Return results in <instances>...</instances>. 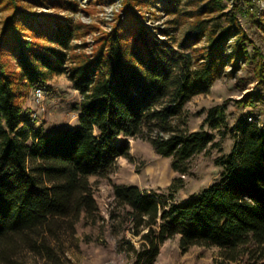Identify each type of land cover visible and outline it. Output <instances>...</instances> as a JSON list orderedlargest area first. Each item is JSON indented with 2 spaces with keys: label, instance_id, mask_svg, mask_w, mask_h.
Masks as SVG:
<instances>
[{
  "label": "trees",
  "instance_id": "16d2710c",
  "mask_svg": "<svg viewBox=\"0 0 264 264\" xmlns=\"http://www.w3.org/2000/svg\"><path fill=\"white\" fill-rule=\"evenodd\" d=\"M159 1L167 13H176L172 0ZM244 2L246 14L254 18L252 1ZM49 4L76 10L68 1ZM135 4L125 1L124 20L99 39L91 58H68L80 25L71 18L27 10L20 0H0L1 9L10 11L0 30V264H9L19 245L50 255L47 237L54 223L98 212L89 178L106 176L117 158L127 157V139L138 137L144 125L154 122L158 134H170L153 138L151 145L158 155L170 157L172 170L182 175L190 159L212 144L210 132L179 133L170 121L192 97L207 93L224 76L229 60L237 69L239 62L251 59V40L235 16L218 37L197 19L176 48L143 25ZM222 10L216 1L192 16ZM236 34L233 51L225 57L227 39ZM207 36L204 61L194 66L186 50ZM258 60L254 76L264 85V59ZM61 73L82 97L78 125L47 133L31 122L20 101L29 88L41 89L50 75ZM257 101L250 93L239 104ZM206 118L210 130L225 125L224 105L211 108ZM234 132V149L221 161L219 178L186 203L159 204L137 186L113 187L116 204L130 210L136 227L149 229L142 239L149 247L142 255L148 263L156 258L159 245L175 236L184 251L217 247L235 261L246 248L264 260V124L243 117Z\"/></svg>",
  "mask_w": 264,
  "mask_h": 264
},
{
  "label": "rangeland",
  "instance_id": "374dc122",
  "mask_svg": "<svg viewBox=\"0 0 264 264\" xmlns=\"http://www.w3.org/2000/svg\"><path fill=\"white\" fill-rule=\"evenodd\" d=\"M31 1L43 2V7H30ZM54 1L70 2L75 11L51 8ZM125 1L127 0H20L27 10L37 13L59 15L71 18L74 24L81 26L79 35L70 41L68 58L92 57L99 47V39L111 33L118 21L124 20ZM135 11L145 27L151 29L160 40L178 47L191 29L192 23L200 19L215 31L218 37L220 29L227 28L233 16L251 40L247 51L251 59L244 60L237 69L228 61L220 79L210 86L205 94L191 98L170 126L179 133H194L203 129L214 136L212 144L202 153L194 155L187 164V172L182 175L172 170L170 157L158 155L151 140L158 136L167 137L169 133L158 134L154 122L142 127L141 133L134 139H127L129 151L127 157L115 160L110 172L104 177L89 178L91 190L98 206V212L77 220L67 218L57 221L52 227L53 234L48 236L50 255L45 251L31 252L25 245L17 246L10 254L9 264H262L260 253H251L246 248L237 260L224 257L225 252L217 247L193 246L184 251L180 246V237L175 236L159 245L158 254L152 263L142 256L149 250L142 239L149 229L136 227L130 210L117 205L113 197L115 185L137 186L147 197L161 203L183 204L197 196L222 172L221 161L234 149V127L237 120L248 117L250 121L264 124V85L254 76L258 59H264V0H251L255 14L250 18L246 14L244 0H172L175 14H169L159 0H134ZM221 2L222 11L207 12L198 18L192 15L204 6ZM10 11L0 7V30L2 22ZM239 31V32H240ZM239 34L227 39L225 57H229ZM209 46L208 36L186 50L192 57L194 66L202 63L203 50ZM258 52L260 55H258ZM70 64L68 63L67 66ZM43 98L37 101L34 88L27 90L26 98L20 102L28 111L31 122L47 133L78 125L81 95L69 81L66 73L52 74L48 84L41 87ZM257 95L259 101L240 105L246 94ZM225 107L226 124L210 130L204 121L207 112L216 106ZM159 130V129H158ZM122 141V140H121Z\"/></svg>",
  "mask_w": 264,
  "mask_h": 264
},
{
  "label": "built area",
  "instance_id": "2783aa9c",
  "mask_svg": "<svg viewBox=\"0 0 264 264\" xmlns=\"http://www.w3.org/2000/svg\"><path fill=\"white\" fill-rule=\"evenodd\" d=\"M34 96L37 101H40L43 98V92L42 89L36 88L34 89ZM251 119H249L250 121Z\"/></svg>",
  "mask_w": 264,
  "mask_h": 264
}]
</instances>
